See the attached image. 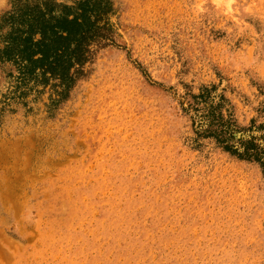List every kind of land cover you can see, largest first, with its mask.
<instances>
[{
  "label": "rangeland",
  "instance_id": "374dc122",
  "mask_svg": "<svg viewBox=\"0 0 264 264\" xmlns=\"http://www.w3.org/2000/svg\"><path fill=\"white\" fill-rule=\"evenodd\" d=\"M107 1L63 96L0 63V264H264V0Z\"/></svg>",
  "mask_w": 264,
  "mask_h": 264
},
{
  "label": "trees",
  "instance_id": "16d2710c",
  "mask_svg": "<svg viewBox=\"0 0 264 264\" xmlns=\"http://www.w3.org/2000/svg\"><path fill=\"white\" fill-rule=\"evenodd\" d=\"M56 7L59 5L49 0L17 3L15 10L4 16L3 21L10 31L3 37L0 63H13L21 82L37 78L43 82L58 80L63 87L59 95L63 96L82 75V67L92 54V45L107 39V23L103 19L111 9L107 0H81L75 12L60 6L58 15L54 13ZM202 97L201 94L194 98ZM225 123L221 116L211 119L213 130L207 137L215 138L230 152L227 142L232 137ZM249 151L250 148H246L242 154L237 150L232 153L242 159L259 161L258 152L249 154Z\"/></svg>",
  "mask_w": 264,
  "mask_h": 264
},
{
  "label": "bare ground",
  "instance_id": "6f19581e",
  "mask_svg": "<svg viewBox=\"0 0 264 264\" xmlns=\"http://www.w3.org/2000/svg\"><path fill=\"white\" fill-rule=\"evenodd\" d=\"M68 144H69V142H68ZM68 144H67V145H68ZM70 147H71V146H70ZM70 147H69V148H70ZM71 148H73V147H71ZM69 153H70V152H69ZM70 154H71V153H70ZM93 161H94V160H93ZM55 164H57V163H55ZM58 165H59V164H58ZM43 168H44V167H43ZM51 168H52V167H51ZM50 170H51V169H50ZM53 171H54V170H53ZM54 172H55V171H54ZM59 172H60V171H59ZM61 172H62V171H61ZM61 172H60V173H61ZM56 173H57V171H56ZM49 176H51V175H49ZM15 177H18V176H15ZM34 177H35V176H34ZM20 178H21V177H20ZM30 179H31V178H30ZM42 179H43V178H42ZM44 179H45V178H44ZM16 180H17V178H16ZM16 182H18V181H16ZM40 182H41V181H40ZM45 182H46V181H45ZM129 183H130V181H129ZM40 184H41V183H40ZM42 184H43V183H42ZM74 184H75V183H74ZM75 185H76V184H75ZM80 185H81V184H80ZM128 185H129V184H128ZM6 186H7V185H6ZM52 186H53V185H52ZM9 187H11V186H9ZM9 187H7V188H9ZM82 187H83V186H82ZM129 187H130V186H129ZM30 188H31V187H30ZM38 188H39V187H38ZM54 188H55V187H54ZM78 188H79V187H78ZM120 188H122V187H120ZM9 189H10V188H9ZM41 189H42V188H41ZM122 189H123V188H122ZM10 190H11V189H10ZM38 190H39V189H38ZM89 190H90V189H89ZM39 191H40V190H39ZM75 191H76V190H75ZM108 191H109V190H108ZM25 192H26V191H25ZM46 192H47V191H46ZM99 192H100V191H99ZM106 192H107V191H106ZM15 193H16V192H15ZM15 193H14V194H15ZM126 193H127V192H126ZM128 193H129V192H128ZM139 193H140V192H139ZM16 194H17V193H16ZM24 194H25V193H24ZM43 194H45V193H43ZM46 194H47V193H46ZM46 194H45V195H46ZM63 194H64V193H63ZM6 195H8V194L6 193ZM6 195H4V196H6ZM26 195H27V194H26ZM30 195H31V194H30ZM33 195H34V194H33ZM45 195H43V196H45ZM48 195H49V194H48ZM10 196H11V194H10ZM10 196H9V197H10ZM15 196H16V195H15ZM28 196H29V195H28ZM46 196H47V195H46ZM114 196H116V195H114ZM9 197H8V199H10ZM16 197H17V196H16ZM16 197H15V198H16ZM70 197H72V196H70ZM0 198H1V197H0ZM4 198H5V197H3V199H1V200L3 201ZM18 198H19V197H18ZM83 198H84V197H83ZM6 199H7V197H6ZM8 199H7L6 201H8ZM33 200H34V199H33ZM6 201H5V202H6ZM5 202H4V204H5ZM10 202H11V201H9V203H10ZM14 203H15V202H14ZM14 203H13V204H14ZM51 203H52V202H51ZM53 204H54V203H53ZM0 205H1V204H0ZM2 205H3V204H2ZM6 205H7V203H6ZM11 205H12V204H11ZM38 205H39V202H38ZM45 205H46V204H45ZM71 205H73V204H71ZM61 206H62V205H61ZM75 206H76V205H75ZM6 208H7V207H6ZM11 208H12V207H11ZM35 208H36V207H35ZM40 208H41V207H40ZM61 208H63V206H62ZM85 208H86V206H85ZM16 209H18V207H17ZM16 209H15V211H16ZM20 209H21V208H19V211H20ZM49 210H50V209H49ZM49 210H48V211H49ZM61 210H62V209H61ZM66 210H68V209H66ZM17 211H18V210H17ZM38 211H40V209H39ZM43 211H44V210H43ZM62 211H64V210H62ZM21 212H22V211H20L19 213H21ZM79 212H80V211H79ZM89 212H90V211H89ZM19 213H18V214H19ZM61 213H63V212H61ZM77 213H78V212H77ZM15 214H17V213H14V216H15ZM11 215H12V213H11ZM36 215H38V214H36ZM122 215H123V214H122ZM17 216H18V215H17ZM40 216H41V215H40ZM47 216H48V215H47ZM58 216H59V215H58ZM76 216H77V215H76ZM78 216H79V215H78ZM87 216H88V215H87ZM14 218H15V217H14ZM23 218H24V217H23ZM41 218H42V216H41ZM129 218H130V217H129ZM16 219H17V218H16ZM34 219H35V218H34ZM85 219H86V218H85ZM85 219H84V220H85ZM126 219H127V218H126ZM72 220H73V219H72ZM14 221H15V220H14ZM86 221H87V220H86ZM110 221H111V220H110ZM115 221H116V220H115ZM51 222H52V221H51ZM81 222H82V221H81ZM155 222H156V221H155ZM28 223H29V222H28ZM61 223H62V222H61ZM78 223H79V222H78ZM86 223H87V222H86ZM106 223H107V222H106ZM126 223H127V222H126ZM12 224H14V223H12ZM32 224H33V223H32ZM81 224H82V223H81ZM81 224H80V225H81ZM90 224H91V222H90ZM40 225H41V224H40ZM76 225H77V224H76ZM117 225H118V223H117ZM131 225H132V224H131ZM138 225H139V224H138ZM11 226H12V225H11ZM21 226H22V225H21ZM23 226H24V225H23ZM36 226H38V225H36ZM103 226H104V225H103ZM121 226H122V225H121ZM124 226H125V225H124ZM33 227H34V226H33ZM98 227H99V226H98ZM107 227H108V226H107ZM46 228H47V227H46ZM46 228H45V229H46ZM69 228H70V227H69ZM69 228H68V229H69ZM72 228H73V227H72ZM79 228H81V227H79ZM92 228H93V227H92ZM120 228H121V227H120ZM129 228H130V227H129ZM8 229H9V227H8ZM122 229H123V228H122ZM125 229H126V228H125ZM79 230H81V229H79ZM95 230H96V229H95ZM137 230H138V229H137ZM140 230H141V229H140ZM82 231H83V230H82ZM128 231H129V230H128ZM153 231H154V230H153ZM46 232H47V231H46ZM66 232H67V231H66ZM77 232H78V231H77ZM105 232H106V231H105ZM115 232H116V231H115ZM120 232H121V231H120ZM134 232H135V231H134ZM160 232H161V231H160ZM109 233H110V232H109ZM116 233H117V232H116ZM135 233H136V232H135ZM84 234H85V233H84ZM136 234H137V233H136ZM81 235H82V234H81ZM102 235H103V234H102ZM112 235H113V234H112ZM132 235H133V234H132ZM52 236H53V235H52ZM106 236H107V235H106ZM147 236H148V235H147ZM107 237H108V236H107ZM116 237H117V236H116ZM116 237H115V238H116ZM137 237H138V236H137ZM153 237H154V236H153ZM70 238H71V237H70ZM159 238H160V237H159ZM24 239H25V238H24ZM51 239H52V238H51ZM57 239H58V238H57ZM81 239H83V238H81ZM123 239H124V238H123ZM127 239H128V238H127ZM5 240H6V237H5ZM7 240H9V239H7ZM53 240H54V239H53ZM63 240H64V239H63ZM79 240H80V239H79ZM91 240H92V239H91ZM112 240H113V239H112ZM137 240H138V239H137ZM165 240H166V239H165ZM9 241H10V240H9ZM67 241H68V240H67ZM77 241H78V240H77ZM88 241H89V240H88ZM114 241H115V240H114ZM128 241H129V240H128ZM132 241H133V240H132ZM132 241H131V242H132ZM52 242H53V241H52ZM79 242H80V241H79ZM82 242H83V241H82ZM139 242H142V241H140V239H139ZM162 242H163V241H162ZM67 243H68V242H67ZM70 243H71V242H70ZM133 243H135V242H133ZM155 243H157V242H155ZM164 243H165V241H164ZM6 244H8V243H6ZM53 244H54V243H53ZM60 244H61V243H60ZM89 244H90V243H89ZM121 244H122V243H121ZM124 244H125V242H124ZM129 244H130V243H129ZM13 245H14V244H13ZM15 245H16V244H15ZM72 245H73V244H72ZM116 245H117V243H116ZM122 245H123V244H122ZM138 245H139V244H138ZM16 246H17V245H16ZM23 246H24V245H23ZM61 246H62V245H61ZM63 246H64V245H63ZM108 246H109V243H108ZM111 246H112V245H111ZM126 246H127V245H126ZM152 246H153V245H152ZM120 247H121V246H120ZM136 247H137V246H136ZM155 247H156V246H155ZM95 248H96V247H95ZM109 248H111V247H109ZM165 248H166V247H165ZM9 249H10V248H9ZM22 249H23V247H22ZM70 249H71V248H70ZM74 249H75V248H74ZM119 249H120V248H119ZM121 249H122V248H121ZM132 249H133V248H132ZM135 249H136V248H135ZM138 249H139V248H138ZM145 249H146V248H145ZM155 249H156V248H155ZM66 250H67V248H66ZM71 250H72V249H71ZM81 250H82V249H81ZM99 250H100V249H99ZM99 250H98V251H99ZM112 250H113V249H112ZM150 250H151V249H150ZM20 251H21V250H20ZM108 251H109V250H108ZM117 251H118V250H117ZM128 251H129V250H128ZM72 252H73V251H72ZM101 252H102V251H101ZM101 252H99V253H101ZM130 252H131V251H130ZM13 253H14V252H13ZM86 253H87V252H86ZM103 253H104V252H103ZM111 253H112V251H111ZM127 253H128V252H127ZM148 253H149V251H148ZM50 254H51V253H50ZM55 254H56V253H55ZM62 254H63V253H62ZM68 254H69V253H68ZM72 254H73V253H72ZM87 254H88V253H87ZM91 254H92V253H91ZM105 254H106V253H105ZM112 254H113V253H112ZM117 254H118V252H117ZM53 255H54V254H53ZM76 255H77V254H76ZM85 255H86V254H85ZM96 255H97V254H96ZM118 255H119V254H118ZM126 255H127V254H126ZM128 255H129V254H128ZM128 255H127V256H128ZM146 255H147V254H146ZM151 255H152V254H151ZM57 256H58V255H57ZM77 256H78V255H77ZM81 256H82V255H81ZM90 256H91V255H90ZM110 256H111V255H110ZM121 256H122V254H121ZM132 256H133V255H132ZM153 256H154V255H153ZM155 256H157V255H155ZM71 257H72V256H71ZM99 257H100V256H99ZM111 257H112V256H111ZM146 257H147V256H146ZM146 257H145V258H146ZM151 257H152V256H151ZM63 258H64V257H63ZM82 258H83V257H82ZM86 258H87V257H86ZM95 258H96V257H95ZM101 258H102V257H101ZM103 258H104V257H103ZM103 258H102V261H103ZM105 258H107V257H105ZM119 258H120V257H119ZM124 258H125V257H124ZM155 258H156V257H155ZM89 259H90V258H89ZM152 259H153V258H152ZM71 260H72V259H71ZM77 260H78V259H77ZM100 260H101V259H100ZM118 260H119V259H118ZM137 260H138V259H137ZM144 260H145V259H144ZM156 260H157V259H156ZM61 261H62V260H61ZM84 261H85V260H84ZM62 262H63V261H62ZM65 262H66V261H65ZM67 262H68V261H67ZM67 262H66V263H67ZM95 262H96V261H95ZM103 262H104V261H103ZM107 262H108V261H107ZM91 263H92V262H91ZM97 263H99V262H97ZM121 263H122V262H121ZM69 264H70V263H69ZM80 264H81V263H80ZM83 264H84V263H83ZM87 264H88V263H87ZM119 264H120V263H119Z\"/></svg>",
  "mask_w": 264,
  "mask_h": 264
}]
</instances>
